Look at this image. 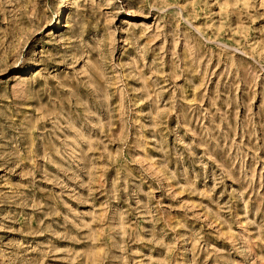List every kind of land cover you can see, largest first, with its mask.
I'll use <instances>...</instances> for the list:
<instances>
[{
	"label": "rangeland",
	"instance_id": "obj_1",
	"mask_svg": "<svg viewBox=\"0 0 264 264\" xmlns=\"http://www.w3.org/2000/svg\"><path fill=\"white\" fill-rule=\"evenodd\" d=\"M0 264H264V0H0Z\"/></svg>",
	"mask_w": 264,
	"mask_h": 264
}]
</instances>
